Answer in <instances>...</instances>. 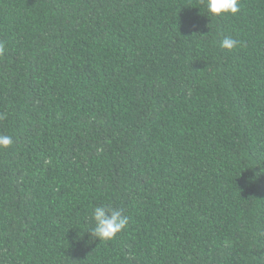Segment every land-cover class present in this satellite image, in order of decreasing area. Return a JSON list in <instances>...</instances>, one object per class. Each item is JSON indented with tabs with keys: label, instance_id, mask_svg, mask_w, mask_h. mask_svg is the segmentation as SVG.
<instances>
[{
	"label": "trees",
	"instance_id": "trees-1",
	"mask_svg": "<svg viewBox=\"0 0 264 264\" xmlns=\"http://www.w3.org/2000/svg\"><path fill=\"white\" fill-rule=\"evenodd\" d=\"M0 41V264H264V0H0Z\"/></svg>",
	"mask_w": 264,
	"mask_h": 264
},
{
	"label": "clouds",
	"instance_id": "clouds-1",
	"mask_svg": "<svg viewBox=\"0 0 264 264\" xmlns=\"http://www.w3.org/2000/svg\"><path fill=\"white\" fill-rule=\"evenodd\" d=\"M240 10V0H206V12L208 16L219 17L226 14L236 15ZM240 46V41L232 36H226L220 41V47L233 51ZM6 50V43L0 41V55ZM14 140L11 135L0 134V150L8 149ZM46 163H51L50 160ZM264 173V169H261ZM92 226L87 233L92 238L100 241L114 240L130 224V217L123 208H117L111 204H97L91 210Z\"/></svg>",
	"mask_w": 264,
	"mask_h": 264
}]
</instances>
